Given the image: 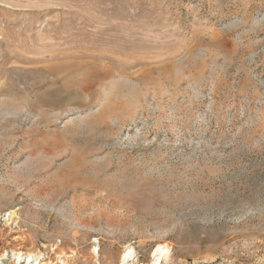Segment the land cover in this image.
Wrapping results in <instances>:
<instances>
[{"label":"rangeland","instance_id":"374dc122","mask_svg":"<svg viewBox=\"0 0 264 264\" xmlns=\"http://www.w3.org/2000/svg\"><path fill=\"white\" fill-rule=\"evenodd\" d=\"M128 249L264 264V0H0V264Z\"/></svg>","mask_w":264,"mask_h":264},{"label":"bare ground","instance_id":"6f19581e","mask_svg":"<svg viewBox=\"0 0 264 264\" xmlns=\"http://www.w3.org/2000/svg\"><path fill=\"white\" fill-rule=\"evenodd\" d=\"M158 250L160 252H164L166 249H164V247L158 246V248L156 249V251H158ZM21 253L16 252L14 254V258L12 257L13 258V264H20L22 262L25 263V264H45L43 262L41 263L39 256H36L37 254L35 255V254H32V253H29V254L28 253L27 254L25 253V256H24V258L22 260V254ZM130 253H131V251L128 249L127 251H124L120 255V262H121V264H127L128 263L129 258H130ZM31 257H33V259ZM2 259L4 260L3 254L0 256V263L2 262ZM62 263L64 264V261Z\"/></svg>","mask_w":264,"mask_h":264}]
</instances>
